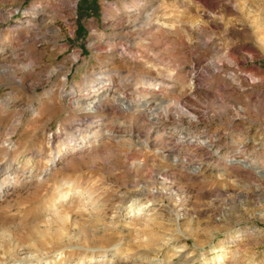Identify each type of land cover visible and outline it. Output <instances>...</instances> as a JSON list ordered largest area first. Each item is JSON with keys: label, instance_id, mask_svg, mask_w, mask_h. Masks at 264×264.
Returning <instances> with one entry per match:
<instances>
[{"label": "rangeland", "instance_id": "374dc122", "mask_svg": "<svg viewBox=\"0 0 264 264\" xmlns=\"http://www.w3.org/2000/svg\"><path fill=\"white\" fill-rule=\"evenodd\" d=\"M0 264H264V0H0Z\"/></svg>", "mask_w": 264, "mask_h": 264}, {"label": "bare ground", "instance_id": "6f19581e", "mask_svg": "<svg viewBox=\"0 0 264 264\" xmlns=\"http://www.w3.org/2000/svg\"><path fill=\"white\" fill-rule=\"evenodd\" d=\"M117 97V96H116ZM117 99V98H116ZM120 101V100H119ZM92 104V103H91ZM128 105L130 104V102L129 103H127Z\"/></svg>", "mask_w": 264, "mask_h": 264}]
</instances>
